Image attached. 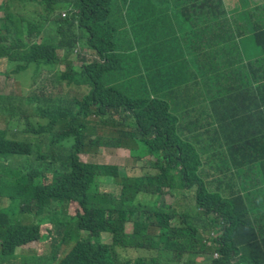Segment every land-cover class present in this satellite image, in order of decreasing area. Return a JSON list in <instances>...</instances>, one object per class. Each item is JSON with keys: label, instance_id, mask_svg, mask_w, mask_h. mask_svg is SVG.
<instances>
[{"label": "trees", "instance_id": "1", "mask_svg": "<svg viewBox=\"0 0 264 264\" xmlns=\"http://www.w3.org/2000/svg\"><path fill=\"white\" fill-rule=\"evenodd\" d=\"M1 3L0 264H264V0Z\"/></svg>", "mask_w": 264, "mask_h": 264}, {"label": "rangeland", "instance_id": "2", "mask_svg": "<svg viewBox=\"0 0 264 264\" xmlns=\"http://www.w3.org/2000/svg\"><path fill=\"white\" fill-rule=\"evenodd\" d=\"M2 0H0L1 2ZM0 14L2 12L0 11ZM246 51H248L247 56L248 58L255 57L260 51V47H245ZM83 53L86 54L87 60L93 59L95 56L92 54V52L89 49H84ZM73 65H81L83 63V60L81 58H77V55L73 58ZM63 66V65H62ZM1 68L5 70L6 68V60L4 59L1 62ZM6 73L0 74V92L2 93H10L12 92L17 85V81L19 83V87L21 90H26L28 88V85L31 81L29 72L22 71L19 73L14 72V67L7 68ZM84 89H79L77 87H61V91H55L56 93H59L61 96L72 99L74 97H81ZM7 124L0 122V127H5ZM24 126V123L22 124ZM32 135V136H31ZM28 138H34L35 135L30 134L27 136ZM81 158L85 161H96L99 163H109V164H122L128 166V170L132 174H141L146 171L150 170V164L149 159L152 158L151 156H148L140 161H137L134 157L130 155V152L126 148H111V147H100L97 149L96 146H92L89 153H82ZM103 186V185H102ZM163 199L168 202H172L174 200V197L170 195V193H165L163 196ZM8 201L4 200L0 203V206H7ZM127 231H132V224L128 223L126 226ZM44 230V229H43ZM102 238L105 242L110 243L111 242V236L108 233H102ZM42 240L34 241L32 243L27 244L24 249L26 252L38 250L43 252V243ZM128 253L130 257H138L149 254L148 251L143 249H129ZM198 260L202 261L203 257H200Z\"/></svg>", "mask_w": 264, "mask_h": 264}, {"label": "clouds", "instance_id": "3", "mask_svg": "<svg viewBox=\"0 0 264 264\" xmlns=\"http://www.w3.org/2000/svg\"><path fill=\"white\" fill-rule=\"evenodd\" d=\"M2 1H3V0H2ZM2 1H1V2H2ZM1 2H0V5L2 4ZM32 4L42 5V4L38 3V2H33V3L29 4V5H27V6L25 7V10H26L27 13L29 12L30 6H31ZM63 16H65V12L63 13ZM204 236H205V239H206V243H207V245H211V244H212V241L210 240V238H218V236H219V232H217V231H211L210 233L205 234ZM218 256H219L218 251H215V252H214V257H218Z\"/></svg>", "mask_w": 264, "mask_h": 264}]
</instances>
